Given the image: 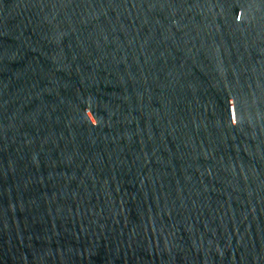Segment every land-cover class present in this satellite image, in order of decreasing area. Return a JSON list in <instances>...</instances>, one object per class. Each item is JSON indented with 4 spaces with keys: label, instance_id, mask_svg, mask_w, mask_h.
Masks as SVG:
<instances>
[{
    "label": "water",
    "instance_id": "95a60500",
    "mask_svg": "<svg viewBox=\"0 0 264 264\" xmlns=\"http://www.w3.org/2000/svg\"><path fill=\"white\" fill-rule=\"evenodd\" d=\"M0 264H264V0H0Z\"/></svg>",
    "mask_w": 264,
    "mask_h": 264
},
{
    "label": "clouds",
    "instance_id": "9594fccd",
    "mask_svg": "<svg viewBox=\"0 0 264 264\" xmlns=\"http://www.w3.org/2000/svg\"><path fill=\"white\" fill-rule=\"evenodd\" d=\"M87 110V109H86ZM93 126H95V125H93Z\"/></svg>",
    "mask_w": 264,
    "mask_h": 264
}]
</instances>
